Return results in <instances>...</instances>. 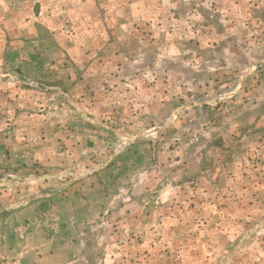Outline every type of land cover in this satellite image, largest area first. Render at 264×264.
I'll return each instance as SVG.
<instances>
[{"label": "rangeland", "instance_id": "obj_1", "mask_svg": "<svg viewBox=\"0 0 264 264\" xmlns=\"http://www.w3.org/2000/svg\"><path fill=\"white\" fill-rule=\"evenodd\" d=\"M39 1L0 0V218L21 220L5 233L57 264H264V0L233 2L214 44L139 20L115 57L90 15L109 3L51 7L65 18L58 59H78L71 81V64L37 66L53 58L34 35ZM87 28L95 51L81 60L64 40ZM115 70L123 83L102 80ZM233 154L253 170L246 195Z\"/></svg>", "mask_w": 264, "mask_h": 264}, {"label": "crops", "instance_id": "obj_2", "mask_svg": "<svg viewBox=\"0 0 264 264\" xmlns=\"http://www.w3.org/2000/svg\"><path fill=\"white\" fill-rule=\"evenodd\" d=\"M38 1V0H37ZM91 1V0H86ZM102 2H107L110 5L103 6L102 4L99 7H96V12L92 11L90 14L91 17L94 15L102 18V27L99 28L97 39L103 41L101 47L99 48L105 53H108L112 56H117L116 52L119 51L124 52L126 50V42L127 44L131 42L135 37V34H138L136 26L139 25L141 21H148L152 27L157 22L168 21L169 24H172L171 32H176L178 37H184L185 39L189 35H197L200 39L201 36L204 39L210 40L212 43L217 42L216 36L219 34L218 31L220 28L216 27L218 19L226 20V16L231 15V4L236 2L237 0H101ZM82 0H44V2L39 1V13L38 17H34L33 21H35L38 29L35 30L34 35L37 36L39 32H44V36H40L38 39L37 45L40 43L43 47L41 50H46V52H53L52 60L46 58L45 64L38 63V68L46 66V68L51 71L53 67L55 71L59 69H64L67 67V64L74 68V71L70 69V78L77 80L79 79V71H78V59L77 56H69L70 60H67L65 64L62 59H58L59 55L58 51L67 50L65 45H62V41L59 38L58 34L62 32L55 31L56 28L61 25L62 19H65L63 14L62 18L60 16H56L52 11L58 10V8H63V11L67 9H72L77 6V4H81ZM223 6V9H221ZM51 7L53 9H51ZM71 7V8H70ZM220 12V13H219ZM225 13V14H224ZM45 14V15H43ZM237 15V14H236ZM43 16V19H42ZM26 17V16H25ZM24 18V17H23ZM26 19V18H24ZM106 19L108 24H106ZM233 19V18H232ZM140 20V21H139ZM231 20V19H228ZM139 21V22H138ZM31 22V20H30ZM138 22V23H136ZM27 22H25V25ZM133 26V28L129 29L128 27ZM92 29H86V35L89 38H86L84 41L81 37L75 35H66L69 39L64 40L70 44L72 51H79L80 59L83 60L87 57L89 52L95 51L94 45L92 43L94 38H91ZM162 36H165V33H161ZM39 37V36H38ZM157 34L151 35V42L155 44L157 47H161L162 49H166V43H163L160 38H158ZM171 37V34L166 32V38ZM209 37V38H207ZM91 38V39H90ZM211 38V39H210ZM90 39V43H89ZM97 40V41H98ZM169 40V39H167ZM201 41V40H200ZM33 42V41H31ZM119 43H122V48H120ZM214 44V43H213ZM121 49V50H120ZM69 55V54H68ZM107 55V54H106ZM43 58V55H42ZM30 59V58H29ZM27 58H24L22 63L23 66L29 67L30 64L33 67L36 66V61H31ZM45 59V58H44ZM29 60V61H28ZM48 60V61H47ZM153 64L157 65L156 59L153 60ZM6 62H10V60H6ZM69 62V63H68ZM93 60L91 58L88 59L85 63L80 62V64L90 67L93 65ZM109 63V62H107ZM117 67L121 68V61H117ZM62 69V70H63ZM120 70V69H119ZM48 71V72H49ZM117 72V75L115 74ZM115 75H110V73L102 74V80L104 82L110 83L111 78L115 79V82H121L120 75H123L124 72H120L115 70ZM141 76V75H140ZM66 78V77H65ZM60 77V79H65ZM139 82H146L141 78H136ZM166 83H169L168 77L164 78ZM149 80L147 83H149ZM240 156L238 154H233L230 158L231 160L225 162L226 165H229L233 162H236L238 168L232 172L227 173L230 174V179L232 183L239 189V193H236L235 196L248 194L251 189V178L253 177V170L251 169L250 164H243L244 162H239L238 159ZM248 159V157H247ZM259 194H263L260 192ZM25 209V210H24ZM28 212L29 208L24 207L21 208L20 213ZM16 220V219H15ZM18 221H14L10 217H1L0 218V226L5 227V231L0 229V264H57V260L59 257V252L56 250L43 252L40 250V245L38 242V250L32 251L30 254L28 252L29 246L27 244V239H19L16 234L11 238L10 234H6L7 227H14L20 223ZM12 236V235H11ZM25 244V245H24ZM69 258V257H68ZM71 259V258H69Z\"/></svg>", "mask_w": 264, "mask_h": 264}]
</instances>
